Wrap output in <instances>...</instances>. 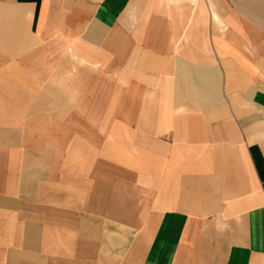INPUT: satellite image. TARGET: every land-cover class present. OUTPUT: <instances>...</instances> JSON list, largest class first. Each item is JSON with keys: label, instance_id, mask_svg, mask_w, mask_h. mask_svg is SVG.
I'll return each instance as SVG.
<instances>
[{"label": "crops", "instance_id": "1", "mask_svg": "<svg viewBox=\"0 0 264 264\" xmlns=\"http://www.w3.org/2000/svg\"><path fill=\"white\" fill-rule=\"evenodd\" d=\"M0 264H264V0H0Z\"/></svg>", "mask_w": 264, "mask_h": 264}]
</instances>
